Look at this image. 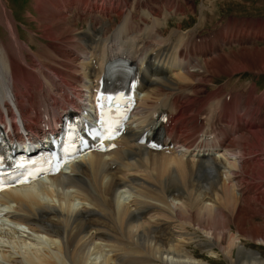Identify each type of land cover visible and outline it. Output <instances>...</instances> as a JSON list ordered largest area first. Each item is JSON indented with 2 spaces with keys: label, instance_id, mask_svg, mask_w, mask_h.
I'll use <instances>...</instances> for the list:
<instances>
[{
  "label": "bare ground",
  "instance_id": "obj_1",
  "mask_svg": "<svg viewBox=\"0 0 264 264\" xmlns=\"http://www.w3.org/2000/svg\"><path fill=\"white\" fill-rule=\"evenodd\" d=\"M95 1H33L37 16L31 12L27 16L44 28L41 37L53 41L43 45L50 58L35 51L36 57L25 55L29 45L21 43L17 24L5 6H0V22L6 30V40L0 41V77L16 67L23 72L34 60L40 75L26 87L0 95V122L6 115L12 126L18 119L25 130L31 124L40 130L33 115L39 113V106L53 114L60 103L55 94H66V106L60 103L59 107L62 112L68 113L70 107L91 118L102 78L119 59L135 66L133 80L139 94L137 111L117 141L120 147L83 154L52 177L0 193V264H209L187 250L188 243L207 252L216 245L232 257L236 249L232 264H264L258 250L246 248L240 241L243 235L264 244L263 230L244 227L253 216L264 215L256 208L254 189L242 181L253 172L260 183L264 181L258 159L245 156L247 147L250 153L264 150V133L239 124L242 117L255 116L256 107L241 91L219 97V87L204 89L202 85L213 81L208 77L214 75L263 70L264 50L240 48L225 57V45L231 40L243 43L240 30L222 34L221 48L209 38L199 44L190 31L182 32L180 23L169 31L158 26L157 14L139 0H131L130 7L127 0H101L91 9ZM138 4L141 9L136 12ZM72 9L86 27L83 32L75 23L67 26L70 32L64 42L72 47H68L72 58L70 69L63 70L58 65L61 61L54 58L67 52L59 51L60 43L55 41L63 39L58 36L61 23L66 20L64 13ZM115 18H122L119 25L114 24ZM6 84L12 81L8 78ZM254 92L251 87L246 94L258 98ZM184 99L193 103L183 110H193L196 117L188 134L175 131L174 125L169 127V121L182 113ZM219 123L224 126L217 127ZM186 124L180 118V128ZM233 132L239 136L228 142L236 135ZM166 152L169 155L161 156ZM169 164L180 170L166 169ZM131 196L133 204L127 203ZM166 203L172 212L164 208ZM186 222L195 227L188 239L183 236ZM197 231L204 238L195 239ZM118 232L125 237L120 235V239ZM225 239L227 247L221 243ZM129 244L133 246L127 248ZM103 247L108 249L102 253Z\"/></svg>",
  "mask_w": 264,
  "mask_h": 264
},
{
  "label": "rangeland",
  "instance_id": "obj_2",
  "mask_svg": "<svg viewBox=\"0 0 264 264\" xmlns=\"http://www.w3.org/2000/svg\"><path fill=\"white\" fill-rule=\"evenodd\" d=\"M33 1L34 0H0V6L1 5L5 6L6 10L9 12L10 16L13 17V20L17 24V27H18L17 32L19 33L18 35H19V39H21V43L22 44L26 43V45L24 44V46L29 45L30 49L29 50L27 49V51H25V55H28L30 57H36V55L33 53V51H35L39 54L44 55L47 58H50L51 53L46 51L44 49V46H45V43L51 44L53 41H48L45 38L41 37V34H42L41 31H43L44 28L43 27L41 28V26H37L38 22L36 20H31L27 16L29 12H31L32 15H35L34 17L37 16L36 15L37 10L34 8L35 2ZM51 1L52 0H46L47 3H50ZM127 1H128V6L129 7L130 5L132 6L131 4L132 1L131 0H127ZM139 1L141 2L144 8L151 10L157 14L158 17L156 19L159 22L158 26L161 25L162 28H165L169 31L170 28H174L176 25L180 23L182 32L190 31L192 40L193 41L200 40L199 44H204L210 39V41H214V43H216L221 48L222 44L220 43L221 42L220 40L224 34H230L231 32L236 33L237 31L240 30V32L245 37L243 40V43L239 44L237 42H234V40H231L229 44L225 45V50L227 51V53L224 54L225 57H227L229 53H230L229 55L233 56L231 52L236 51L240 48H259V49L264 50V0H139ZM100 2L101 1L98 0V3ZM141 4H138V6L135 5L134 10L136 12L137 10L141 9L140 8ZM113 6H116V4H114ZM151 7L153 8V10ZM74 10L72 9L71 11H69V13H64L66 14L64 15L66 16V20L64 19L65 21L64 20L62 21L64 24L61 23L63 27H62V31L58 35L59 38H62L63 36V39L56 38L60 41H55V43L57 42L60 43L58 44L59 47L61 48V49L58 48L59 51L66 50L67 52L65 53V55L64 54L60 55L61 57L57 56L54 58L56 60L58 59L57 60L58 62L61 61L60 63H58V65L60 64L59 66L61 69L63 68V70H65V68L67 67L68 68L66 70L70 69L68 64H69V60L72 58V54L68 49L70 45H68L67 47V43L64 42V37H66L68 33L70 32V31H67L68 30L67 26L69 25V23H72V24L75 23L78 30H81V31H83L82 29L86 27V23L83 22V20L82 21L77 20L78 19L77 17L79 16L78 15L76 16L75 13H77V11H74ZM110 13L113 14L111 16H114L113 12H110ZM1 20L2 19L0 18V21ZM121 20L122 18L121 19L115 18L114 24L119 25ZM120 28H121V25L118 27L117 32L120 30ZM232 37L235 39L236 36H232ZM195 38L196 40H194ZM5 40H6V30L4 28L3 23L0 22V41H5ZM62 40H63V43H61ZM9 41H10V38H9ZM56 50L57 49H55V52L57 53ZM60 58L61 59L63 58L65 60H61ZM67 59H68V62L66 61ZM42 60L45 61L44 58H42ZM23 62H24V59H23ZM40 63H42V61ZM66 63L68 66L66 65ZM23 65H26V64L23 63ZM34 66L35 67L38 66V68L37 67L35 68ZM30 69H32L33 75H31ZM191 70L193 71V69H190V71ZM38 72H39V63L37 60H34L32 65H30V68H25L23 72H20L18 67H16L15 70H13L7 75H4L2 73L0 77V95L2 94L9 95L10 92L16 87H20V88L26 87L28 84H30L32 80L37 79V77L40 76ZM81 73L82 72H79V74ZM225 75L226 74H222L221 76L214 75V76L208 77L209 80L212 78L213 81L208 82V84L207 83L202 84L204 89L206 88L211 89V87L213 86L216 88L219 87L220 88L218 92L219 97H222L227 93L233 94L237 92L240 94L242 92V94H244V98L252 101L251 106L256 107L255 109L257 111L255 110L256 112L255 116L253 114L250 117H242L243 119L242 118L240 119L239 124L247 125L248 130L261 131L264 133V104H263L264 102V98H263L264 97V69L263 70H256V69L243 70L239 72H234L231 75L230 74L229 75L227 74V76ZM8 78L12 81L11 85L6 84ZM4 86L5 88L1 90V88ZM251 87L255 88L256 92H254V97H258V98H253L249 94H246L250 90ZM259 102H262V103L260 104ZM192 103H193L192 100H186V99L182 100L181 108H182L183 115L181 114L180 116L184 118L191 117V119H188V120L186 119L187 124L182 127V132H180L181 134L190 133L191 128H192L191 124L194 123V119H196V117L194 116L195 112L193 110H185V109L183 110L185 106H189ZM255 103L259 105L256 106ZM252 117H255V119L251 121ZM217 124H216L217 127L224 126L223 123H221L222 125H220L219 123L220 126ZM233 133H235L236 135H231L229 137L230 140H228V142L235 140L239 136L238 132H233ZM180 149L181 148H178L177 151L180 152ZM246 149H247L246 151L247 154L245 153V156L248 159H252L254 161L258 159L257 161H259L258 162L260 164L259 166L263 167L261 170L264 172V150H257V151H254V153H250L251 151L250 148L247 147ZM166 155H169V153L168 152L163 153V155L161 156H166ZM160 159L163 160V157H161ZM173 168L175 167L172 164L171 165L169 164L166 169L170 170ZM177 169L180 170L179 168ZM244 177H243L244 180H242L243 182L245 181L243 185L244 184L247 185L248 188L251 190L254 189L255 194L258 197V199L256 200V204H257L256 208L259 209V212L264 213V206H263L264 197L262 196L263 195L262 192L264 193V181L260 183L258 179V174H256L255 172L250 173ZM130 201L134 203L132 196L128 199L127 203L133 204ZM82 204H80L79 207L82 206ZM164 208L166 210L170 209V211L168 210L169 213L172 212L171 208L168 206V203H166ZM263 217L264 215H257L256 217L253 216L252 221H250L251 224L244 223L245 225L244 227L245 228L253 227L254 229L258 231L260 230L259 232H262L261 230H263L262 233L264 234V218ZM184 224L187 226V228L186 230H183L185 233L183 234V236L188 239V237L192 236L191 234L195 227L190 225L187 222ZM231 227H232V231L236 232L235 225L232 224ZM19 228L24 229L23 227H20V226ZM174 229L177 230V228L175 227ZM118 234H119L118 237H120V239H121V236L125 237L120 232H118ZM195 235L197 236L195 239L201 240L202 238H204L203 234L199 231H197ZM116 240L118 239L116 238L115 241ZM240 241L246 248H252L254 250H258L261 256L264 257V244H259L255 241L250 240L248 237H244L243 235H240ZM221 243L225 247L228 246L226 239L223 240ZM132 246L133 244H129L127 248H130ZM185 247L187 250L194 252V255L196 257L202 259L203 261L209 264H232V261H234L237 258L236 249H233V252L231 253L233 255L232 257V256H226L224 254L225 252H223L216 245L211 247L210 249L211 252L209 251L207 252V249L204 250L198 246H195V243H188V245L186 244ZM104 249H108V248L103 247L100 251ZM105 251L106 250L102 251V253ZM116 253H119V251L117 252L116 250ZM154 264H163V263L156 261Z\"/></svg>",
  "mask_w": 264,
  "mask_h": 264
},
{
  "label": "snow or ice",
  "instance_id": "obj_3",
  "mask_svg": "<svg viewBox=\"0 0 264 264\" xmlns=\"http://www.w3.org/2000/svg\"><path fill=\"white\" fill-rule=\"evenodd\" d=\"M95 135L98 137V136H100V133L97 132V133H95ZM108 138H112V137H111V134L109 135ZM101 150H103V149H101ZM58 170H59V168L56 169V171H58ZM38 174H39L38 172H36V173L29 172V173H27V174L24 176L23 179H20V180H19V183H26V182H28V179H29L30 177L36 176V175H38ZM5 187H6V185L3 184L2 182H0V191H3V190L5 189ZM0 214H2V213H0Z\"/></svg>",
  "mask_w": 264,
  "mask_h": 264
}]
</instances>
